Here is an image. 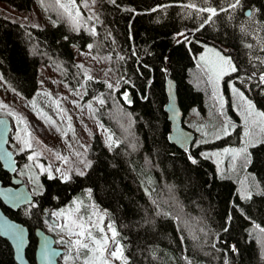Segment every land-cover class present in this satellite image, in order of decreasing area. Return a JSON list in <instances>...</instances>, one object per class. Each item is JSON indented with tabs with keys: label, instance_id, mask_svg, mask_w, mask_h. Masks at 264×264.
I'll return each mask as SVG.
<instances>
[{
	"label": "trees",
	"instance_id": "1",
	"mask_svg": "<svg viewBox=\"0 0 264 264\" xmlns=\"http://www.w3.org/2000/svg\"><path fill=\"white\" fill-rule=\"evenodd\" d=\"M36 2L47 8L42 0H0L17 11ZM228 2L93 0L90 15L80 13L76 20L50 0L46 24L10 15L0 6L1 80L31 97L40 65L53 68L68 86L84 88L85 98L97 99L95 116L113 138L108 147L93 135L83 175L71 171L64 180L42 173L31 204L12 210L0 202L6 214L28 227L25 254L32 264L34 228H44L50 210L74 201L79 218L98 221L105 232L109 224L115 229L122 264H264V141L249 145L236 164L219 172L201 155V145L182 149L170 142L164 110L168 72L183 117L195 107L204 111L210 91L197 57L209 43L236 68L224 75V85L232 79L264 111V0H241L237 9L200 27L209 14L199 8H226ZM192 3L196 9L187 7ZM187 28L193 30L188 41L178 39L176 34ZM84 50L107 61L108 78L86 74L78 56ZM226 109L232 113L229 103ZM183 117L182 124L194 133ZM15 156L19 167L23 156ZM0 180H10L1 166ZM246 186L252 189L249 199L242 198ZM0 264H18L2 236Z\"/></svg>",
	"mask_w": 264,
	"mask_h": 264
},
{
	"label": "rangeland",
	"instance_id": "2",
	"mask_svg": "<svg viewBox=\"0 0 264 264\" xmlns=\"http://www.w3.org/2000/svg\"><path fill=\"white\" fill-rule=\"evenodd\" d=\"M37 1V0H35ZM50 0H42V4L48 8ZM59 5H65L76 20H80V13L90 15L91 3L93 0H75V4L71 0H56ZM34 6L27 11H17L7 5L1 4V8L6 13L27 17V21L33 23L46 24L50 21L45 12L44 5L38 8ZM62 8V7H61ZM65 10V8H62ZM79 13V15H77ZM192 29L187 28L180 30L176 37L188 41ZM208 49L214 51L209 52ZM230 59V57L220 51L212 44L206 43L199 53L197 59L208 83L210 94L206 96L205 109L200 111L197 107L192 108L184 117V123L191 127L195 132L192 145H201L200 153L202 156L209 158L214 162L216 169L221 172L227 168H231L236 164L240 157L233 160L232 152H225V149L239 150L264 141V131L261 130L259 123L253 124V121H259L260 117L255 113L264 112L258 110L244 92L237 87L232 79L226 81L224 85V75L218 82L217 86L209 83L207 73V65L205 60L215 61V53ZM83 65L86 66V74L94 75L101 78H108L109 72L104 58L91 54L88 50H84L79 55ZM205 60H202L201 57ZM231 60V59H230ZM234 66L233 61L231 60ZM229 72L225 70V74ZM233 88L236 91H233ZM240 93H243L241 98ZM252 105L253 115L248 116L247 102ZM232 110L230 113L226 109L227 104ZM96 98H85L84 88L74 89L68 86L60 78L58 73L47 66L40 65L39 68V85L31 97H24L17 91L10 88L0 78V115H6L11 120V131L9 135L8 147L15 154H21L23 158L19 162L16 174L20 176L28 189L34 194L35 191L41 189L40 175L47 173L48 175H69L71 171L83 172L89 163L86 153L88 146L94 134H99L102 142L106 146H110L113 138L109 139L110 133L98 121L95 116ZM236 117L238 119H236ZM246 117L247 120H246ZM227 125L228 135H224L222 129ZM234 126V127H233ZM240 128L236 130V127ZM247 132V135H246ZM220 138H230L226 143H215ZM219 138V139H220ZM31 147H28V145ZM245 153L242 155L244 156ZM32 156L33 159L28 157ZM59 169V171H57ZM249 192L251 187L246 186ZM79 203L74 201L72 206L62 209H52L47 213V220L44 223L46 231L50 232L56 238V245L64 249L58 258L59 264H83L84 259L91 258L93 253H89L82 260L71 252L76 253L77 250L70 244H61L58 240L62 238L66 241L76 239V236L69 237L66 232H61L57 225L63 226L66 222L65 217L77 219ZM64 211L65 216L53 215ZM88 223L99 224L92 219L83 221ZM94 235L98 238L101 234L97 233V229H93ZM111 237V232H106ZM90 243V241H87ZM110 250H115V245H109ZM78 261H73V259ZM109 264H122L123 260H113L108 255Z\"/></svg>",
	"mask_w": 264,
	"mask_h": 264
},
{
	"label": "water",
	"instance_id": "3",
	"mask_svg": "<svg viewBox=\"0 0 264 264\" xmlns=\"http://www.w3.org/2000/svg\"><path fill=\"white\" fill-rule=\"evenodd\" d=\"M167 101L164 110L170 122L168 138L170 142L182 149H186L194 139V133L182 124L183 112L178 103L175 81L168 76L164 82ZM11 131V120L6 115H0V166L10 174L9 183L4 184L0 180V202L2 205L16 210L19 207L29 205L34 200L33 193L28 189L23 179L16 174L18 163L15 153L8 147L9 135ZM18 232L22 235V240H17L13 233ZM34 235L36 238L34 248V264H59L58 258L64 253L61 246L56 245L53 234L42 227H35ZM28 227L6 214L0 205V236L6 238L13 249V256L18 264H32L25 254V249L29 241ZM52 249L55 254L49 253L44 256L45 249Z\"/></svg>",
	"mask_w": 264,
	"mask_h": 264
},
{
	"label": "snow or ice",
	"instance_id": "4",
	"mask_svg": "<svg viewBox=\"0 0 264 264\" xmlns=\"http://www.w3.org/2000/svg\"><path fill=\"white\" fill-rule=\"evenodd\" d=\"M71 3L74 5L75 0H71ZM241 0H229L227 7H203L199 8L197 11L202 13H208L209 15L207 18L201 23L200 27H204L205 24H208L213 21V18L216 17L221 12H228L229 10H235L240 6ZM62 8H65V11H68V9L65 7V5H60ZM187 7L196 9V4H188ZM79 15V13H77ZM89 48H91V45H89ZM207 51L212 52L213 49H208ZM216 60H205V58L202 56L201 59L205 60V64L207 65V73L209 76V83H211L214 87L218 85L219 80L223 75H225V70L235 72L236 68L232 65V62L230 59H227L220 55V53H215ZM264 62V61H262ZM90 79V77H89ZM261 81L264 82V75H261L260 77ZM110 88L112 87L111 84L108 85ZM233 91H236L235 88H233ZM241 98H243V93H240ZM125 98H127V94H125ZM100 103H103V100L100 101ZM247 106L249 109L248 116L251 117L253 115L252 105L251 102H247ZM256 116L260 117V120L253 121V124L259 123L261 125V130L264 131V112L261 113H255ZM248 117H246L247 120ZM234 127V126H233ZM224 135H228V128L227 125L222 129ZM247 135V132H246ZM219 139L220 137L217 136ZM111 139V137H109ZM28 147H31L29 144ZM226 153L231 151L233 160H235L237 157L242 156L246 152V148H241L239 150H230L225 149ZM30 160L33 159L32 156L28 157ZM193 163L195 161L193 160ZM86 166H88L86 164ZM59 171V169H57ZM80 175H83V172L79 173ZM64 180H68L69 177L67 175H63L62 177ZM251 192L247 190V188H244L242 190V198L249 199L251 198ZM79 211V209H77ZM53 215L58 216H65L64 211H61L60 213H53ZM102 219V218H101ZM65 223L63 226L57 225V227L60 229L61 232H66L69 237L76 236V239L65 241L63 238L59 241V243L64 244L68 243L71 246H74L77 250L76 255L79 256L81 252L85 256H88L89 253H93L91 258L84 259L83 264H109L108 255L111 256L113 260L120 259L123 260V249L122 246L119 244L117 240V233L115 229L111 226V224L108 225V231L111 232V237L108 236V234L105 232V229L100 224H93L88 223L87 225L82 222L83 218H77V219H70L69 217H65ZM93 229H97L99 233L101 234L99 238L94 235ZM261 232H264V228L260 229ZM14 237L17 240H22V235L18 232L13 233ZM87 241H90L87 242ZM115 245V250H110L109 245ZM49 253L55 254V251L52 249L46 248L44 251V256L47 258Z\"/></svg>",
	"mask_w": 264,
	"mask_h": 264
},
{
	"label": "flooded vegetation",
	"instance_id": "5",
	"mask_svg": "<svg viewBox=\"0 0 264 264\" xmlns=\"http://www.w3.org/2000/svg\"><path fill=\"white\" fill-rule=\"evenodd\" d=\"M34 195V194H33ZM47 220V218H45V221Z\"/></svg>",
	"mask_w": 264,
	"mask_h": 264
}]
</instances>
